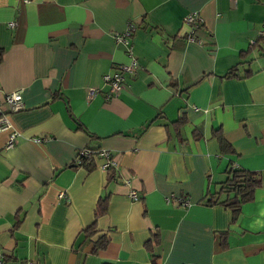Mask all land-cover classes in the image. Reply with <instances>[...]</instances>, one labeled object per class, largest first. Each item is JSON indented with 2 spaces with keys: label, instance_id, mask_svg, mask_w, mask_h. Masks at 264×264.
Instances as JSON below:
<instances>
[{
  "label": "crops",
  "instance_id": "1",
  "mask_svg": "<svg viewBox=\"0 0 264 264\" xmlns=\"http://www.w3.org/2000/svg\"><path fill=\"white\" fill-rule=\"evenodd\" d=\"M1 113L0 264H264V0H0ZM231 167L260 176L236 214Z\"/></svg>",
  "mask_w": 264,
  "mask_h": 264
},
{
  "label": "built area",
  "instance_id": "2",
  "mask_svg": "<svg viewBox=\"0 0 264 264\" xmlns=\"http://www.w3.org/2000/svg\"><path fill=\"white\" fill-rule=\"evenodd\" d=\"M196 21H199L196 13H191V14L186 15L183 20V22L189 26V32L187 34V39L189 41H197L198 43H200L201 41H199L194 36ZM10 26H13V23H11ZM132 26H133L132 24H128L123 32L115 34V40L117 42H120L126 45L129 52H131V43H130L129 37L131 35ZM135 65H136V61L132 59L130 64L122 65L118 69H115L113 72L105 74L103 76L104 82L109 86V92L107 95L108 98L111 97L114 93L118 92L122 88V83L124 79L123 71H131L135 67ZM96 92L97 90L95 88H90L88 90V97L89 98L93 97L96 94ZM4 104L7 107L6 113H15L21 110L23 107L21 91L13 90V91L7 92L4 96ZM6 113L0 114V131H5V130L9 131L7 147H12L15 143L17 135H19V132L16 129H11ZM34 141L38 142L40 141V139L35 138ZM92 153L93 154L96 153V155L102 158V162L99 165V167H101V169H103L104 171L109 166H117V161L115 157H112L113 155L111 154V152L105 149L94 150L90 148H81L77 152L75 163L80 164L81 159H83L86 156H89ZM62 195H63L62 193L59 194V196H62ZM130 195L133 199L138 198L137 195L133 191L130 192ZM183 204H187V201H183ZM18 264H32V261L22 260Z\"/></svg>",
  "mask_w": 264,
  "mask_h": 264
},
{
  "label": "trees",
  "instance_id": "3",
  "mask_svg": "<svg viewBox=\"0 0 264 264\" xmlns=\"http://www.w3.org/2000/svg\"><path fill=\"white\" fill-rule=\"evenodd\" d=\"M91 149V148H90ZM96 150V149H94ZM114 157V155L112 156ZM95 159L99 160L98 166L102 162V158L96 155V153H92L89 156L81 159L80 164H75L76 166H83L86 163L95 162ZM116 169V166H109L106 171L112 177V170ZM111 172V173H110ZM260 176L257 172L249 171L243 168H235L231 167L228 170L226 180L221 187L225 194L228 195V198L221 201L228 207L232 208L234 213L238 212L240 204L250 201L253 199L254 189L259 184ZM230 194H232L230 196ZM209 202L215 203L217 202V198L211 196L208 198ZM105 201H102V203ZM105 206H100L99 211L104 210ZM226 237L225 233L223 234V239ZM224 243V241H223Z\"/></svg>",
  "mask_w": 264,
  "mask_h": 264
}]
</instances>
